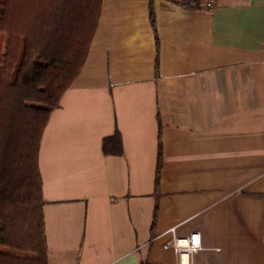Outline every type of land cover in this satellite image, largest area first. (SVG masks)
I'll return each instance as SVG.
<instances>
[{"label":"crops","instance_id":"obj_1","mask_svg":"<svg viewBox=\"0 0 264 264\" xmlns=\"http://www.w3.org/2000/svg\"><path fill=\"white\" fill-rule=\"evenodd\" d=\"M103 0L43 134L48 264H264V0ZM118 130L122 155L103 140ZM162 145V167L155 175Z\"/></svg>","mask_w":264,"mask_h":264},{"label":"trees","instance_id":"obj_2","mask_svg":"<svg viewBox=\"0 0 264 264\" xmlns=\"http://www.w3.org/2000/svg\"><path fill=\"white\" fill-rule=\"evenodd\" d=\"M172 1L195 10L207 0ZM102 4L0 0V264H48L41 141L51 113L87 62ZM102 147L106 155H122L121 133L105 138ZM161 167L159 141L156 188Z\"/></svg>","mask_w":264,"mask_h":264},{"label":"built area","instance_id":"obj_3","mask_svg":"<svg viewBox=\"0 0 264 264\" xmlns=\"http://www.w3.org/2000/svg\"><path fill=\"white\" fill-rule=\"evenodd\" d=\"M166 234L171 235V241L166 243L164 245L165 249H174L176 254L179 257V263L180 264V258L183 256L187 262V264H190V258L198 253H193V247L195 243V238L197 235H199L202 249H203V243H202V235L200 232H192L189 236L186 237H179L176 235V228H172L169 231H167ZM201 251V250H200Z\"/></svg>","mask_w":264,"mask_h":264},{"label":"clouds","instance_id":"obj_4","mask_svg":"<svg viewBox=\"0 0 264 264\" xmlns=\"http://www.w3.org/2000/svg\"><path fill=\"white\" fill-rule=\"evenodd\" d=\"M200 250H202V244H201V240H200L199 235H197L195 238L193 253L198 252ZM180 264H187V262L183 256L180 258Z\"/></svg>","mask_w":264,"mask_h":264}]
</instances>
